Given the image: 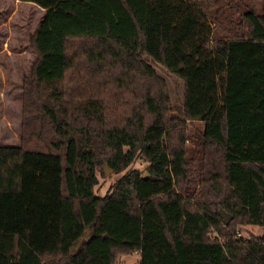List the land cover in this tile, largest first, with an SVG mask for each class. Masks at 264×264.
<instances>
[{
	"label": "trees",
	"instance_id": "obj_1",
	"mask_svg": "<svg viewBox=\"0 0 264 264\" xmlns=\"http://www.w3.org/2000/svg\"><path fill=\"white\" fill-rule=\"evenodd\" d=\"M18 1L43 15L0 145V264H264V0ZM150 61L183 82L182 117ZM103 164L123 173L97 195Z\"/></svg>",
	"mask_w": 264,
	"mask_h": 264
},
{
	"label": "rangeland",
	"instance_id": "obj_2",
	"mask_svg": "<svg viewBox=\"0 0 264 264\" xmlns=\"http://www.w3.org/2000/svg\"><path fill=\"white\" fill-rule=\"evenodd\" d=\"M260 11L262 0H244ZM39 6L32 2L0 0V145H16L19 142L21 122V83L22 77L29 73L34 53L29 44V35L43 15ZM161 77L168 84L171 115L182 117L184 85L176 76L167 72L159 63L150 61ZM202 122H187L185 132V154L190 177L197 176V169L202 164ZM146 162L136 157L132 167L144 169ZM108 168L107 164L102 165ZM102 171V172H103ZM123 172L112 170L97 172V195H104ZM195 186V184H190ZM242 235L249 233L244 225L238 226ZM140 257L134 252L119 254L117 264H139Z\"/></svg>",
	"mask_w": 264,
	"mask_h": 264
},
{
	"label": "crops",
	"instance_id": "obj_3",
	"mask_svg": "<svg viewBox=\"0 0 264 264\" xmlns=\"http://www.w3.org/2000/svg\"><path fill=\"white\" fill-rule=\"evenodd\" d=\"M16 2H20L18 0H15ZM39 11H43V8L41 7H38L37 8ZM246 227V229H248L249 232L255 234V235H260L262 233V228L260 225H256V224H247V225H244ZM136 252V251H135ZM134 253V252H133ZM138 254V252H136ZM121 254H125V253H121ZM128 254H131V253H128ZM119 255V254H118ZM117 255V257H118ZM139 255V254H138ZM117 257H116V260H117ZM140 257V255H139ZM140 261V260H139ZM117 264V263H116Z\"/></svg>",
	"mask_w": 264,
	"mask_h": 264
},
{
	"label": "water",
	"instance_id": "obj_4",
	"mask_svg": "<svg viewBox=\"0 0 264 264\" xmlns=\"http://www.w3.org/2000/svg\"><path fill=\"white\" fill-rule=\"evenodd\" d=\"M110 170H111L110 168H106V167H104V173H105V174H106L108 171H110ZM145 175H146V173H145ZM219 212H220V214H221V216H222L224 222H225V223H228V222L230 221L231 216H230L229 214H227L226 212H224L223 210H219Z\"/></svg>",
	"mask_w": 264,
	"mask_h": 264
}]
</instances>
